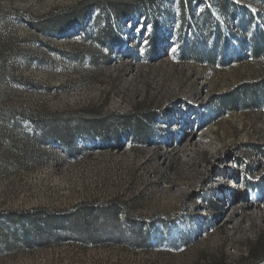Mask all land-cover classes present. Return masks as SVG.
I'll list each match as a JSON object with an SVG mask.
<instances>
[{"label":"rangeland","instance_id":"rangeland-1","mask_svg":"<svg viewBox=\"0 0 264 264\" xmlns=\"http://www.w3.org/2000/svg\"><path fill=\"white\" fill-rule=\"evenodd\" d=\"M263 20L264 0H0V264L264 241V105L238 91Z\"/></svg>","mask_w":264,"mask_h":264},{"label":"trees","instance_id":"trees-1","mask_svg":"<svg viewBox=\"0 0 264 264\" xmlns=\"http://www.w3.org/2000/svg\"><path fill=\"white\" fill-rule=\"evenodd\" d=\"M248 55L261 65V77L255 82L240 87L238 91H240V95L245 99L247 105H264V20L259 22L255 28L254 37L251 40L250 54ZM245 56H247V52H242L239 58ZM259 151L264 154V146H259ZM212 264H264V241L259 238L257 242L250 246L247 255L242 256L237 261L227 263L222 258L214 259Z\"/></svg>","mask_w":264,"mask_h":264}]
</instances>
